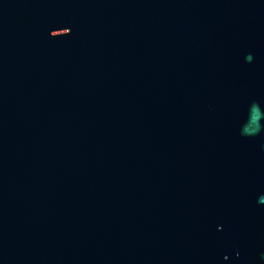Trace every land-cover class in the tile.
I'll return each mask as SVG.
<instances>
[{"label":"water","instance_id":"95a60500","mask_svg":"<svg viewBox=\"0 0 264 264\" xmlns=\"http://www.w3.org/2000/svg\"><path fill=\"white\" fill-rule=\"evenodd\" d=\"M0 264H264V0H0Z\"/></svg>","mask_w":264,"mask_h":264},{"label":"snow or ice","instance_id":"6c2138e0","mask_svg":"<svg viewBox=\"0 0 264 264\" xmlns=\"http://www.w3.org/2000/svg\"><path fill=\"white\" fill-rule=\"evenodd\" d=\"M63 29H68L67 27H65V28H63ZM68 32H69V29H68ZM68 32H63V33H61L60 35H67L68 34Z\"/></svg>","mask_w":264,"mask_h":264}]
</instances>
